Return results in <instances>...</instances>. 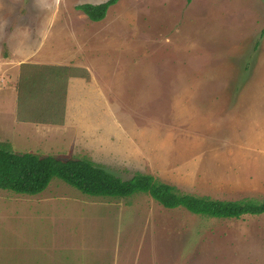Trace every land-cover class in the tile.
I'll list each match as a JSON object with an SVG mask.
<instances>
[{
    "label": "rangeland",
    "instance_id": "rangeland-1",
    "mask_svg": "<svg viewBox=\"0 0 264 264\" xmlns=\"http://www.w3.org/2000/svg\"><path fill=\"white\" fill-rule=\"evenodd\" d=\"M106 1L0 0V64L15 55L0 69V143L264 199L245 145L264 130V0H120L100 22L76 9ZM0 264H264V215L206 218L58 179L34 196L0 189Z\"/></svg>",
    "mask_w": 264,
    "mask_h": 264
},
{
    "label": "trees",
    "instance_id": "trees-1",
    "mask_svg": "<svg viewBox=\"0 0 264 264\" xmlns=\"http://www.w3.org/2000/svg\"><path fill=\"white\" fill-rule=\"evenodd\" d=\"M119 1L85 3L76 9L91 21L100 22L105 19L109 8ZM55 179L87 196L116 199L146 194L166 209L183 208L206 218L240 219L243 216L264 215V199L220 200L181 193L152 175L137 173L124 180L89 158L64 160L32 152L15 153L10 143H0L1 190L34 196L43 193Z\"/></svg>",
    "mask_w": 264,
    "mask_h": 264
},
{
    "label": "crops",
    "instance_id": "crops-1",
    "mask_svg": "<svg viewBox=\"0 0 264 264\" xmlns=\"http://www.w3.org/2000/svg\"><path fill=\"white\" fill-rule=\"evenodd\" d=\"M13 58H15V55L10 56L9 58H6L5 61L4 60L1 61L0 69L2 68L3 73H7L8 66L11 64V63L9 64V62L11 61L10 59H13ZM27 61H29V60H27ZM12 91H13V92H11L12 95L10 96V98L8 100V105H7V108L4 110L3 115L6 116L7 119H11V120L15 121V123H16V120L13 118V115L17 111L18 103L13 101V96H15L16 98H17V96H16L15 90H12ZM17 100H18V98H17ZM15 115H17V113ZM0 118H1V116H0ZM19 123H22V122H19ZM246 137H247V140L245 142V145L247 146V148H250L249 152H252L253 154H255V158L257 157V159L253 160V162H251L250 164H246V165H264V163H263V158H264L263 157V155H264V130H262V131L255 130V131L251 132L250 134L246 135ZM233 156H234V161H236V159H240L242 157V154H239L237 152ZM227 160L231 161L230 158H228V157L226 158V162H227Z\"/></svg>",
    "mask_w": 264,
    "mask_h": 264
}]
</instances>
